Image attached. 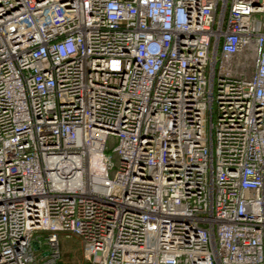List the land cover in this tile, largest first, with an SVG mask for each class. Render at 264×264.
Instances as JSON below:
<instances>
[{
    "label": "built area",
    "instance_id": "2783aa9c",
    "mask_svg": "<svg viewBox=\"0 0 264 264\" xmlns=\"http://www.w3.org/2000/svg\"><path fill=\"white\" fill-rule=\"evenodd\" d=\"M60 233L264 264V0H0V264Z\"/></svg>",
    "mask_w": 264,
    "mask_h": 264
},
{
    "label": "rangeland",
    "instance_id": "374dc122",
    "mask_svg": "<svg viewBox=\"0 0 264 264\" xmlns=\"http://www.w3.org/2000/svg\"><path fill=\"white\" fill-rule=\"evenodd\" d=\"M60 264H86L82 242L74 235L59 234Z\"/></svg>",
    "mask_w": 264,
    "mask_h": 264
},
{
    "label": "water",
    "instance_id": "95a60500",
    "mask_svg": "<svg viewBox=\"0 0 264 264\" xmlns=\"http://www.w3.org/2000/svg\"><path fill=\"white\" fill-rule=\"evenodd\" d=\"M34 248H35V250H38V246H37V245H35V247H34Z\"/></svg>",
    "mask_w": 264,
    "mask_h": 264
},
{
    "label": "trees",
    "instance_id": "16d2710c",
    "mask_svg": "<svg viewBox=\"0 0 264 264\" xmlns=\"http://www.w3.org/2000/svg\"><path fill=\"white\" fill-rule=\"evenodd\" d=\"M57 264H60L59 262H57Z\"/></svg>",
    "mask_w": 264,
    "mask_h": 264
}]
</instances>
